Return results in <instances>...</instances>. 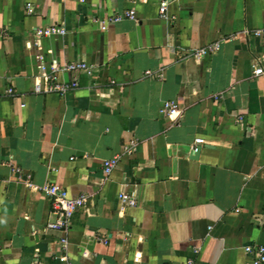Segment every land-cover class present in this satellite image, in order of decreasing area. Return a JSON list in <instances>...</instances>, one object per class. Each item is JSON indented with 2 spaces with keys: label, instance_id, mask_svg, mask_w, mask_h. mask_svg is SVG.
Segmentation results:
<instances>
[{
  "label": "crops",
  "instance_id": "crops-1",
  "mask_svg": "<svg viewBox=\"0 0 264 264\" xmlns=\"http://www.w3.org/2000/svg\"><path fill=\"white\" fill-rule=\"evenodd\" d=\"M129 9L132 21L100 22ZM52 26L65 33L34 34ZM258 28L264 0H0V264H55L62 237L69 264H252L245 247H264ZM68 62L90 74L60 71L74 88L33 92ZM45 183L88 195L66 233L46 229Z\"/></svg>",
  "mask_w": 264,
  "mask_h": 264
},
{
  "label": "built area",
  "instance_id": "built-area-1",
  "mask_svg": "<svg viewBox=\"0 0 264 264\" xmlns=\"http://www.w3.org/2000/svg\"><path fill=\"white\" fill-rule=\"evenodd\" d=\"M133 1H142V0H133ZM166 3H162L159 8V12L162 14L165 11ZM28 13H31V8L27 5ZM135 12L132 9L121 11L111 17L106 19H101V23L106 24H117L121 21H132L134 20ZM65 33L63 27L61 26H52L46 27L44 29H35L34 34L38 37H45L50 35L62 36ZM251 36L254 39H264V28H258L251 31ZM219 43H213L206 45L205 47L195 51L193 55L195 57H202L208 53H212L217 50ZM60 71L72 72V71H81L89 75V69L83 62H68L62 65H53L51 66L49 72L44 73L41 79L34 83V93L37 94H48V93H57L65 94L67 91L74 88L75 84H67L58 82L56 74ZM254 75L263 74L261 69H255L253 71ZM13 89L7 88L4 90V95H12ZM23 107V105H22ZM163 111L170 116H177L179 112L176 105L173 102H166L163 105ZM203 144L201 139H195L193 151L198 150V146ZM136 150V143L130 141L123 150V153H131ZM120 156H115L111 159H106L102 162V172L105 176H108L119 162ZM17 171V169L15 170ZM39 191L48 198L49 200V209L51 215L54 217V220L46 223V229L57 231L60 233H66L70 225V219L74 213L84 207L88 201V195L79 194L76 197H68L66 191L63 188L58 187L57 185L51 183H45L39 187ZM121 204L123 206L133 205V199L121 195L120 197ZM61 244V251L56 258L55 264H69V260L66 256V239L64 237L59 239ZM245 253L252 254L256 253L257 258L252 261V264H261L264 262V247L259 245L247 246L244 249ZM32 264H43L36 257ZM186 264H194L192 260H188Z\"/></svg>",
  "mask_w": 264,
  "mask_h": 264
}]
</instances>
